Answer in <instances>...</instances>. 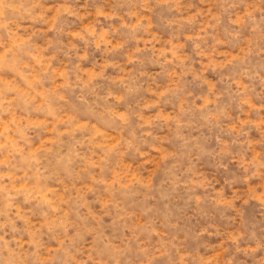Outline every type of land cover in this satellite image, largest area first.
I'll return each mask as SVG.
<instances>
[{
  "label": "rangeland",
  "instance_id": "rangeland-1",
  "mask_svg": "<svg viewBox=\"0 0 264 264\" xmlns=\"http://www.w3.org/2000/svg\"><path fill=\"white\" fill-rule=\"evenodd\" d=\"M0 264H264V0H0Z\"/></svg>",
  "mask_w": 264,
  "mask_h": 264
}]
</instances>
